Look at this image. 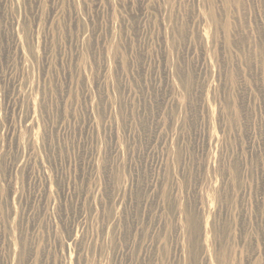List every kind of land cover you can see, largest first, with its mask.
Returning <instances> with one entry per match:
<instances>
[{
  "label": "rangeland",
  "instance_id": "1",
  "mask_svg": "<svg viewBox=\"0 0 264 264\" xmlns=\"http://www.w3.org/2000/svg\"><path fill=\"white\" fill-rule=\"evenodd\" d=\"M0 264H264V0H0Z\"/></svg>",
  "mask_w": 264,
  "mask_h": 264
}]
</instances>
